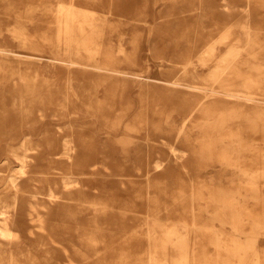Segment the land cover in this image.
<instances>
[{"label": "bare ground", "instance_id": "obj_1", "mask_svg": "<svg viewBox=\"0 0 264 264\" xmlns=\"http://www.w3.org/2000/svg\"><path fill=\"white\" fill-rule=\"evenodd\" d=\"M125 4V0H27L28 20L16 22L19 29L0 30V81H12L2 91V108L10 103L11 110L4 109L1 115L7 118L12 113V116L0 122V132L9 136L5 147L1 143L0 147H3L2 160L12 157L18 161L15 173L0 188L5 193L0 194V264H18L13 261L17 255L26 257V261H31L28 257L38 256L39 260H50L53 264H75L76 260L57 240L54 231L61 227L57 222L61 218L73 222V228L83 223L81 215L90 211L83 208L81 200L91 196L101 205L94 216L102 222L91 224L96 228L94 232L103 234L102 253L120 254L118 260L109 259L100 264H125L126 256L133 257L128 252L139 251L143 235L147 239L148 258L141 262L185 264L182 249L187 248L186 228H182V235L171 225L167 210L159 206L155 190L150 195L152 199L148 196L150 210L139 217L144 199L139 184L145 181L150 185L163 175L174 173L171 168L175 165L188 172L192 163L184 164L185 154L199 161L197 170L213 171L215 151L210 145L201 148L197 134L215 135L220 130L223 132L220 135L229 139L230 143L221 147L224 165L220 166L217 181L225 178L226 182H235L240 188L235 194L239 195H244L246 188L263 185L264 172L258 168L256 157L248 158L244 154L247 152H243L249 144L244 133L250 126L240 115L258 117L257 112L264 113V88L243 73L248 64L246 59L238 55L232 58H227L229 54L215 55V43L210 41L213 32L203 29L183 49L172 44L178 39L176 36H151L147 39L151 47L163 49L154 61L157 74L150 77L133 72L132 58L129 61L122 57L123 62L127 61L123 67L119 56L112 55V49L119 50L123 45V36L128 33L126 27L129 24L141 27L144 20L138 11L132 13ZM206 4L210 10L203 12L200 5L201 15L223 20L225 24L243 12V17L254 18L262 13L257 7L250 12L249 2L242 0L230 6L225 1L217 3L221 11L214 3L210 6V1ZM194 9L197 8L184 0L151 13V18L154 21L162 17L156 23L159 29L172 31L188 25ZM37 10L40 15H36ZM26 23L32 30L43 32L41 39L32 41L33 36L26 35L29 33L24 28ZM212 29L218 30V26ZM225 30L222 41L228 42L235 31L233 27ZM15 38L21 40L15 41L19 45ZM233 48L230 46L227 52ZM194 57L201 62V71L193 65ZM210 62L215 63V68L209 71L211 76L218 68L225 71H219L223 74L216 85L201 80L203 71L212 67ZM176 65L183 68V74L171 76L169 71H174ZM137 81L141 83L137 89L139 107L128 117L124 113L132 111L131 99H125L124 95L130 96L128 89ZM98 84L110 91V101L105 96L100 104L95 102L93 92ZM252 125L255 131L258 122ZM39 133V142L32 143L29 136ZM124 133L128 136H122ZM256 137L253 133L250 145ZM176 145L183 148L181 153ZM28 151L36 153L30 156ZM158 191L163 195L162 189ZM253 192L259 191L254 188ZM49 212L51 216H46ZM160 215L164 218H157ZM50 221L57 223L54 231ZM236 238L233 236L227 244L232 251L231 264H243L246 259L241 250L243 241ZM19 240L28 241L17 253L7 250L9 244H19ZM58 247L63 258L53 255ZM2 249L9 254L7 263L3 261L6 257ZM138 263L141 264L139 259H135L127 264Z\"/></svg>", "mask_w": 264, "mask_h": 264}, {"label": "rangeland", "instance_id": "obj_2", "mask_svg": "<svg viewBox=\"0 0 264 264\" xmlns=\"http://www.w3.org/2000/svg\"><path fill=\"white\" fill-rule=\"evenodd\" d=\"M125 1V5L131 10V12L135 13L138 11L144 20L140 22L141 27L129 24V26L126 27L128 33L123 36L124 43L121 48L119 50L118 48H115V50L112 49V55L119 56L121 59V66H127V61L126 63L123 62L125 59H122V57L129 61H131L130 58H132L135 65H130L131 71L153 77V75L157 74V67L154 64V61L157 60L156 56L158 55L159 50L163 49L160 47L158 48L157 46L151 47V44L147 41L148 38L151 36H162L164 34H167V38L168 36H176L178 39L176 38V41L172 44H175V47H178V49H183L185 47V43H193V38L196 35H200L204 29L213 32L210 41H214L215 43V55L227 56L229 54L227 58H232L233 55L244 57L248 64L243 68V73L246 74V77L253 78L254 83L258 86L264 88V0H242V3L245 1L247 3L249 2L250 12L257 7V9L259 8V10H261V15L256 18L250 15H248V17H243V12L242 15L237 14L231 20H227L229 21L227 24L221 22L223 20H211L210 18H207V16L203 14L201 15L200 5L203 7V12H207L210 8L207 7L206 3L210 1V6L214 3L213 6L217 7L221 11L222 8L218 7L217 3H223L225 1V3L230 6L232 2H240L241 0H186L190 4V7L192 6L197 9L192 10L194 13L191 12L193 13L191 16L192 20H190L188 25H184L183 28H178L176 30L172 29V31H167L168 28L159 29L156 23L161 20L162 17H158L153 21L151 13L159 12L161 9H167L173 5H178L179 3H183L184 0ZM28 10L29 7L27 6V0H0V30L2 29V32H4L5 29L7 30L13 27L19 29L18 27L20 25L16 22L28 20V17L26 18L27 13L30 12ZM35 12L36 15H40L38 10ZM37 23H40V20H38ZM203 26H206V28ZM214 26H218V30H213L212 28ZM232 27L234 28L235 33L228 38V42H223L222 36L227 32L225 29ZM24 28L27 30L29 29V33H26V35L31 34V36H33L31 39L32 41H38L41 39V35L43 33L41 30H32L29 28L28 23L25 24ZM17 29L11 31L15 32ZM9 33L6 34L9 35ZM44 33L46 34V31ZM235 36L237 39L234 38ZM48 38L49 36H47V39ZM50 39L53 41L54 37L50 35ZM15 41H19L20 43L21 40H16L15 38L14 42ZM17 42L15 43L18 44ZM26 46H23L22 48L27 49ZM230 46H234V48L228 53L227 50ZM249 49H251L250 52L248 51ZM120 59H116L115 61L119 62ZM192 63L198 71H201V62L197 57L193 58ZM210 64L212 67L209 69L206 68L203 71L204 77L201 78V80L208 85H216L218 78L221 77L225 71L223 70V67H221L223 71V73H221L219 72L221 69L218 68L216 71L217 73L214 76H211L209 71L215 68V63L210 62ZM182 70L183 68L180 65H176L174 71L169 72L171 76H174V74L182 75ZM10 84H12V81L9 79L0 81V122L2 123L7 121V119L12 116V113L8 115L7 118L4 115H1L4 109L7 111L11 110L9 109L10 103H7V106L3 108L1 105L2 91L4 90L3 87ZM140 84L141 83L139 81L133 83V86L131 84L128 89L131 93L130 96L127 94L124 95L125 99H131L132 106V111L124 113L125 116L131 117L133 111L139 107L137 89ZM104 88L105 87L101 84H98L96 90L93 92V95H95V102L98 104L103 101L105 96L109 99V101L111 100L110 91L106 92ZM255 91L263 93V91H259V89H256ZM124 92L127 93L126 91ZM145 99L147 103L150 102L148 97ZM115 111L116 110H114L112 114ZM256 114L259 118L253 116V114L250 116L249 114L243 116L240 115V119L243 120L245 124L250 126L249 130L244 133V140L246 139V144L248 142L249 144L243 148V152H247L244 154H246L248 158H252L254 155V157H256L255 161L258 162V168L261 172H264V128H262V124H264V113L257 112ZM254 121L258 122V128L255 131L252 130V124ZM60 125L66 126V124ZM129 132L132 134L134 133L133 131ZM40 133L37 136L34 134L30 135V141L32 143H38ZM253 133H255L257 137L253 140V145H250L249 139L252 138ZM220 134H223V132L219 130L215 132V135L203 133L201 135L197 134L199 136H196L201 148H203V146L210 145L211 149L215 151V155L212 157V160L215 162L213 171L206 173L204 170H197V164L199 161L194 159L195 156L185 154V157L183 156L182 159L184 164L187 166L192 163L191 169H188V172L179 165H175L174 168H171V170L175 171L174 173H168L166 176L163 175L159 179L153 181L154 183L150 185H148L145 181L144 183L142 182L139 184L142 187L141 190H143L142 192L144 195L139 217L148 213V209L150 210L149 202L151 201H148V196L149 199H152L150 195L152 194V190H155V192L157 191L156 194L158 195L157 201L159 206H161V210H167V215L169 216L168 219L170 220L169 222L171 225H174L182 235V228H186V239L184 242L187 244V248L182 249L186 256L185 264H231L233 261L230 260L232 257V251H229L227 244L230 243L233 236H237V240L241 238L243 241L241 250L245 252L246 256L243 264H264V181L262 183L263 185H261L262 187L253 186L252 188L244 189V195L235 194L237 193V190H240V188L238 189V184H235V182H226L225 178L220 182L217 181L218 176L221 173L220 166L224 165L221 160V157H223L221 147L229 142L227 136ZM18 135L22 134L19 133ZM122 136L127 137L128 135L124 133ZM8 137L9 136H7V134L0 132L1 146L5 147V144L9 140ZM3 147H0L1 189L2 186L5 185V181L8 180L9 175L15 173V168L18 165V161L12 157H9L7 160H2ZM214 147H217L218 149H214ZM176 148L178 149V153H181L183 150L180 145H176ZM35 153V151H28L30 156ZM119 161L122 162V160ZM41 169H44L43 166ZM158 188L162 189L161 193H163V195L160 194ZM254 188H257L259 192L254 193ZM108 190L112 191V189ZM0 194L3 195L5 193L4 191H0ZM230 194H234V197ZM87 201L90 202L86 204L85 202ZM140 203L141 201L137 202L138 206H140ZM81 204L84 205L83 208H87L90 211V214H82L81 216L84 218L83 223L78 224L75 228H73L74 223L70 222L69 219L63 220L61 218V220L57 221L60 222L61 227L57 226L59 229L54 231L53 228L57 223L54 224L50 221L52 231L56 233L55 237L61 242L62 246L68 250L67 253L70 257H72L73 260H76L75 264H100V262H107L109 259L114 261L118 260V255H120L116 253L118 251H111V254L108 252V254L103 255V234H98L97 230H95V232L93 231L96 228L91 223L102 222L99 218H95L94 216L98 212L97 208L101 207V205L96 203L94 196H91L89 199L82 198ZM50 212L45 215L51 216ZM230 213H233V215L229 217ZM161 217L164 218V215H160V217L157 218ZM144 218L147 219L148 217L146 216ZM163 218L162 220L165 221ZM93 234H95V236H93ZM145 239V235L141 236L139 251L128 252L133 254V257L126 256L124 258V263L127 259L125 264L130 263L135 259H139L141 264H145L144 262H141V259L145 261L148 258V252H146L148 250V244L147 239ZM27 241L28 240H23L20 242L19 240L20 243L17 242L19 244L12 242L8 245L7 250L17 253V250H20L27 243ZM34 245L37 247L36 242ZM126 250L127 249H125V251ZM175 250L177 249L175 248ZM2 252L3 256L6 257V259L3 258V261L7 263V257H9V254L4 251V249H2ZM168 252L170 254L172 253L170 248ZM53 255L56 256L57 259L63 258L61 257V248H59L57 252L54 251ZM110 255L111 258L109 257ZM28 258L31 261H26V257L17 255L13 257V261L18 264L54 263L50 260H39L38 256Z\"/></svg>", "mask_w": 264, "mask_h": 264}]
</instances>
